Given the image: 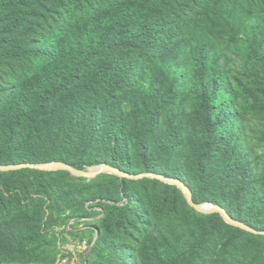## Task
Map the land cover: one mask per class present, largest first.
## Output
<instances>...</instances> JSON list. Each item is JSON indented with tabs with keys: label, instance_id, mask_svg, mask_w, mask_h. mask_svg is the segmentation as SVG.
I'll return each mask as SVG.
<instances>
[{
	"label": "rangeland",
	"instance_id": "rangeland-1",
	"mask_svg": "<svg viewBox=\"0 0 264 264\" xmlns=\"http://www.w3.org/2000/svg\"><path fill=\"white\" fill-rule=\"evenodd\" d=\"M6 1L0 0V7L3 8ZM78 1L82 0H43L45 9L41 12L42 19H36V24L40 28L51 23L55 25L69 15L68 11ZM83 1L88 3L91 0ZM195 17L197 21L200 19L197 23L199 26L188 29L186 40L168 50L161 49L154 66L146 65L141 72L140 67L146 64L147 58L140 56L133 67L118 75V98L123 102L128 128L136 134H142L146 123H149L148 119V122L143 119L144 101L148 100L147 104L152 108L150 114L153 107L161 108V120L151 130V146L162 147L164 152L162 156L150 159L178 175L156 173L182 180L193 195L196 193L204 199L210 190L199 180L202 173L196 159L204 152L206 133L201 122L202 115L194 106L202 91L203 96L211 101L212 123L216 129L212 142L218 141L222 146L220 153L206 165L215 164L220 157L229 159L227 151L232 147V152H235L232 156L242 155L252 175L253 182L245 193L239 192V182L235 178L228 180L217 176L216 180L211 181L215 193L232 205L231 215L241 221L242 207L248 206L256 196L264 198V102L254 98L253 90H239L241 86L255 89L257 71L247 61L246 47L254 31L252 28L264 31V0H218L205 11H196ZM2 19L0 16V107H7L11 86L19 79L28 77L34 69H39L48 53L45 37H41V40L37 37L27 38V23H33V20H27L24 13L8 12ZM5 25H8L7 30ZM9 41L10 44L7 43ZM219 72L228 77L232 91L224 86H215ZM158 76L163 78L161 89L166 95L164 100L159 101L155 100L156 96L149 85V78ZM136 102L141 105L138 110L134 107ZM223 104L229 105L227 113L230 115L225 126L220 118ZM172 111L179 113V116L185 115L188 122L191 120L176 145L159 137L161 131L167 130L165 115ZM186 153H192L191 164H187ZM44 154L45 161L41 164H68L69 160L87 161L93 156L91 149L72 154L62 145L45 150ZM48 158L60 161H48ZM131 161L135 170L132 174L152 172L144 167L136 152H132ZM177 161L184 164L182 169L178 168ZM98 166H86L85 169ZM12 171L18 172L5 174L0 179V264H54L58 245L73 247L83 259L78 246L84 239H92L96 232L89 229L80 234H70L67 224L63 223L65 216L79 210L81 203L91 195L113 196L128 191L133 201L125 229L109 221L110 228L100 230L102 235L95 251L88 259L85 258L87 264H138L137 248L146 234L172 235L175 232L178 237L187 240L196 214L200 213L189 205L177 185L154 178L127 179L105 173L94 179H84L65 170ZM187 177L195 189L187 184ZM205 202L211 201H202ZM139 208L141 213L137 214ZM212 214L218 215V233L204 264H264V238L256 239L243 234L235 246L224 249L223 242L227 236L224 221H227L219 213ZM82 224L92 226L87 222ZM182 263L185 264L184 261Z\"/></svg>",
	"mask_w": 264,
	"mask_h": 264
},
{
	"label": "trees",
	"instance_id": "trees-1",
	"mask_svg": "<svg viewBox=\"0 0 264 264\" xmlns=\"http://www.w3.org/2000/svg\"><path fill=\"white\" fill-rule=\"evenodd\" d=\"M29 1L7 0L3 8L0 7L1 21L8 12L24 13L27 20H33V23H27V38L37 37L41 40V37H45L48 54L39 69H34L28 77L19 79L11 86L8 106L0 107V164H41L45 161V150L62 145L72 154L92 150L93 156L87 161H67L77 169L110 164L135 173L131 154L136 152L148 171L177 176V172L175 174L173 170L150 159L160 157L164 152L162 147L151 146V130L161 120V108L153 107L150 114L152 108L145 100L143 119L146 122L149 120V123H146L142 134L130 132L123 102L118 98L117 84L120 81L117 77L128 67H133L140 56L147 58L146 64L140 67L141 72L146 65L154 66L161 49L168 50L186 40L188 29L199 26L197 23L200 19L197 21L195 12L205 11L218 0H91L88 3L82 0L75 3L73 9L68 11L69 15L55 25L51 23L41 28L36 24V19H42L41 12L45 9L43 0ZM4 27L8 29V25ZM252 29L254 31L248 39L246 55L247 61L257 71L255 89L241 86L239 90H253L254 98L264 102V31ZM7 43L10 44V41ZM162 83V76L149 78L151 91L158 101L166 96L161 89ZM214 83L216 87L233 90L232 83L223 72L217 74ZM139 106L138 102L134 105L136 110ZM194 106L202 115L201 122L206 133L204 152L196 159L202 173L199 180L210 190L204 199L195 193L194 200L198 203L205 200L220 203L233 214L232 205L215 193L211 181L219 177L228 180L235 178L239 182V192L245 193L253 182L252 175L242 155L232 156L235 154L232 147L227 151L229 159L220 157L215 164L206 165L220 153L222 146L218 141L212 142L216 129L212 123L211 101L203 96L202 91ZM228 107L224 104L221 106L223 126L230 118ZM178 114L174 111L166 113L167 130L159 135L174 145L182 139L181 133L191 122L185 115ZM191 155L185 154L187 164L193 160ZM47 160L60 161L56 158ZM176 164L179 169L184 166L179 161ZM12 172L18 171H0V179ZM186 182L195 189L189 177ZM132 201L128 191L113 196L91 195L81 203L79 210L65 216L63 224L68 225L72 219L80 224L82 218L103 213L101 218L92 222L95 228L92 232L110 228L109 221L125 229ZM96 207H101L102 211ZM242 208L240 220L264 230V198L256 196L253 202ZM140 210H137V214L141 213ZM217 217V214L197 213L187 240L178 237L175 232L172 235L146 234L137 248L138 264H183V261L185 264H204L218 233ZM224 224L227 230L224 249L235 246L243 234L256 239L264 238V235L251 233L225 221ZM67 232L75 234L70 230ZM100 235L101 231L92 252ZM57 248L56 259L62 252V246L58 245Z\"/></svg>",
	"mask_w": 264,
	"mask_h": 264
},
{
	"label": "water",
	"instance_id": "water-1",
	"mask_svg": "<svg viewBox=\"0 0 264 264\" xmlns=\"http://www.w3.org/2000/svg\"><path fill=\"white\" fill-rule=\"evenodd\" d=\"M18 169H39V170H65L71 173L73 176L82 177L85 179H94L98 176L110 173L119 176L120 178H127V179H140V178H154L159 179L163 182L175 184L177 185L183 192L184 196L186 197L189 205L196 209L198 212L204 214H212V213H219L223 216V218L231 225L236 227L242 228L254 234L264 235V230H258L253 228L252 226L236 220L229 211L218 204L212 202H205V203H198L194 200V195L191 189L180 179L167 177L163 174L156 173V172H142L139 174H132L126 172L122 169H118L116 167L102 164L94 169H76L68 164H64L61 162H51V163H44V164H18V165H1L0 164V171H12Z\"/></svg>",
	"mask_w": 264,
	"mask_h": 264
},
{
	"label": "built area",
	"instance_id": "built-area-1",
	"mask_svg": "<svg viewBox=\"0 0 264 264\" xmlns=\"http://www.w3.org/2000/svg\"><path fill=\"white\" fill-rule=\"evenodd\" d=\"M96 209L102 211L101 207H96ZM103 216L102 214H99L95 217L90 218H82L80 221L79 227H75L77 224L76 219L70 220V222L67 225V230H70L72 232L76 233H83V231L93 229L94 226L92 225H86L84 226V222L91 223L94 222L95 219H99ZM95 229V228H94ZM98 239V230H96V233L94 234V237L91 239H84L78 246V250L83 253V259H81L77 253V251L68 245L62 246V252L60 255H58L56 261L54 264H87V261L85 262V258L88 259L89 255L92 252L93 247L95 246Z\"/></svg>",
	"mask_w": 264,
	"mask_h": 264
}]
</instances>
